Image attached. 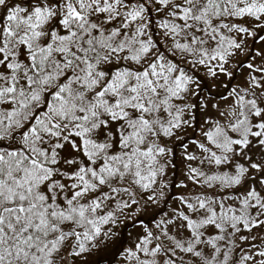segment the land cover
Masks as SVG:
<instances>
[{
	"label": "snow or ice",
	"instance_id": "snow-or-ice-1",
	"mask_svg": "<svg viewBox=\"0 0 264 264\" xmlns=\"http://www.w3.org/2000/svg\"><path fill=\"white\" fill-rule=\"evenodd\" d=\"M256 29L264 0H0V264H68L110 236L102 229L138 203L133 186L151 192L164 174L157 138L208 107L184 103L198 93L176 54L227 75L242 47L227 34ZM247 67V86L221 97L227 109L212 105L193 141L201 157L185 156L217 169L188 175L215 194L178 197L184 211L157 225L168 246L146 233L125 256L133 264L161 253L164 264H264L251 235L264 227V68Z\"/></svg>",
	"mask_w": 264,
	"mask_h": 264
},
{
	"label": "trees",
	"instance_id": "trees-1",
	"mask_svg": "<svg viewBox=\"0 0 264 264\" xmlns=\"http://www.w3.org/2000/svg\"><path fill=\"white\" fill-rule=\"evenodd\" d=\"M234 23H238L241 25L251 26L253 23L250 20H240L233 21ZM159 29L153 30V39L154 41H158V46L160 51L162 52H170V40L164 37L163 35H155V32H158ZM243 36V44L241 49L238 51L237 57L235 61L228 58V63L224 65L225 72L229 78L227 87L223 89L221 95L224 96L228 93L229 89L232 87H246L247 83L244 80H239V72L245 64H248L250 60L256 59V53H259L258 56H262V51L257 49L256 46L260 42L261 37L264 36V30L256 29L254 36H248L247 34H242ZM247 51V54L244 52ZM176 61H179L181 67L184 69L186 74L193 78L195 84L193 85L194 91L198 93V95L189 94L185 100V104H193L197 101H200L203 93L211 94V89L213 86V79L216 76H212L209 72V68L204 67L202 65H191L184 63L185 59H192L191 57H181L179 54L175 56ZM213 67H215L216 62H209ZM215 98H218L217 95H213ZM221 98V97H220ZM226 103V107L223 109H227L231 104V100H223ZM196 111V115L199 117L198 120H191L192 112H186L184 114V118L188 119L189 125L187 127H183L175 132L174 136L164 137L160 136L157 138V143L166 149V154L162 157H158L161 163H166V167L164 170V174L159 176L158 182L153 186L151 192H144L143 190L133 186L132 192L135 195L138 203L133 204L130 208H125L122 214H117V222L115 225H107L102 231H107L111 229V234L116 231L117 228H121L119 230L120 241L123 239L124 231L126 227H128L129 221L133 222H141L145 224L147 228H151L153 223L160 222L166 214L171 209V201L174 198L178 197V193L175 190V187L178 183V164H177V156L179 154V150L184 147L187 142H202L204 128L202 127L205 115L200 113V108ZM161 185H166V187H161ZM228 192L239 191L237 190H227ZM203 192H207L209 194H215L214 190L208 189L205 187L201 188H193L189 192V197H192L196 194H200ZM153 195L156 197L155 201L148 200V196ZM125 200L129 199V197L125 196ZM144 214H147L146 217H143ZM154 236H159L161 240L164 242L165 246H168V241L163 237L162 233L155 229L149 230ZM109 238V236H102L100 239L95 241L96 247H91L89 245L90 251L85 252L80 257H69L68 264H133L131 259H125L124 252L125 248L123 245L117 246L114 250H112L109 254L99 255L101 248L104 246L105 241ZM257 243H264V240L256 241ZM106 255V256H105ZM109 255V257H107ZM177 255H180L177 253ZM158 264H164V261L168 259L167 256H164L161 253L157 258ZM88 260V261H87ZM80 261V262H79ZM59 264H63V261L59 262Z\"/></svg>",
	"mask_w": 264,
	"mask_h": 264
},
{
	"label": "rangeland",
	"instance_id": "rangeland-1",
	"mask_svg": "<svg viewBox=\"0 0 264 264\" xmlns=\"http://www.w3.org/2000/svg\"><path fill=\"white\" fill-rule=\"evenodd\" d=\"M227 35H229L231 38L236 39L237 42H240L241 44H243L244 40H243L242 35H237L235 32L228 33ZM256 48L262 51V56L256 55V59L250 60L248 64H252L255 68H264V39L260 40V42L257 44ZM239 50H236L235 55L229 56L228 58L235 61ZM244 53L247 54V51H245ZM248 64H245L242 67L241 71L239 72V76H238L239 80H244L245 83L250 78V69L247 67ZM251 75H256L259 77L260 73L251 72ZM228 80H229V78L227 75L224 74V72L218 71V75L216 77H214V79H213V86L211 89V94H207L205 92L203 93L199 103L208 105V107L206 109L200 108V113L205 115V119H214L218 115L217 109L212 107L213 104L217 105L221 109L226 107V103L220 97H222L221 93H222L223 89L226 88ZM213 95H217L218 98H215ZM202 127L205 130L206 125L204 124V122H203ZM201 141H202L201 143L204 142V140H201ZM199 143L196 142V144H199ZM196 144H194L193 141L187 142V144L179 150V154L177 156L179 180H178V183L175 187L176 192L179 194L178 197H189V192L193 188H201L202 187V186H199L197 184H193L192 181L188 179L189 166L190 165H191V167H199L202 171H205L207 174H211L212 172L217 171V169H215V167H205L203 165H200L198 160L189 162L185 159V156L188 154L195 155L198 158L201 157V155H202L201 151L196 146ZM222 170L226 171L227 169H222ZM179 185H186V187H179ZM177 198H174L171 201L172 207H171L170 211L166 214V216L160 222L153 223L151 225V228H147L145 226V224L141 223L140 221L139 222H133V223H132V221H129L128 227H126V229L124 231L123 239L120 242H119V240H120L121 231L119 233V230H121V228L120 227L117 228L116 231L114 233H112L109 236V238L105 241L104 246L101 248V251L99 252V255H101V253L102 254H109L117 246L123 245L125 248V252H124V255H122V256L125 257L128 250H134V247L139 242L140 238H142L146 233H148L149 230L157 229L161 232V227H163L162 222L166 221L172 217V213H173L174 209H179L181 211H184L183 206L179 203V200ZM229 203H230V201H229ZM106 210H111V209H106ZM146 216H147V214L143 215V217H146ZM158 224H161V227H157ZM170 234H175V230L172 229L170 231ZM251 235L257 237L256 241L264 240V239H262V238H264V227L257 229V230H254ZM107 257H109V255ZM102 264H107V263H102Z\"/></svg>",
	"mask_w": 264,
	"mask_h": 264
}]
</instances>
